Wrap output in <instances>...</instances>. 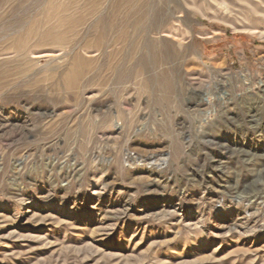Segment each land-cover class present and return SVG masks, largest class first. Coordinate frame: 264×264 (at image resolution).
I'll list each match as a JSON object with an SVG mask.
<instances>
[{"label": "rangeland", "instance_id": "rangeland-1", "mask_svg": "<svg viewBox=\"0 0 264 264\" xmlns=\"http://www.w3.org/2000/svg\"><path fill=\"white\" fill-rule=\"evenodd\" d=\"M0 264H264V0H0Z\"/></svg>", "mask_w": 264, "mask_h": 264}, {"label": "bare ground", "instance_id": "bare-ground-1", "mask_svg": "<svg viewBox=\"0 0 264 264\" xmlns=\"http://www.w3.org/2000/svg\"><path fill=\"white\" fill-rule=\"evenodd\" d=\"M60 7V6H59ZM67 19V18H66ZM63 22V21H62ZM37 23V22H36ZM55 23V22H54ZM57 23V22H56ZM45 24V23H44ZM25 26V25H24ZM36 26H38V25H36ZM57 29V28H56ZM37 30H39L38 28H37ZM55 30V29H54ZM46 31V30H45ZM39 32V31H38ZM59 33V32H58ZM38 33H36V32H34V35L35 36H38L37 38H39V39H37L38 40V43L39 44H41V43H43L46 39H47V37H51V36H53L55 33H54V31H52V30H48L47 32H44V33H41V34H38ZM62 34V33H61ZM69 41V40H68ZM21 43H19V44H17L16 45V50L17 51H20V52H26V51H28L30 48V46H29V42H30V37H25V39L23 40V41H20ZM54 43V44H53ZM52 44L54 45V46H63V40L62 39H60L59 41H55V42H53ZM256 111V110H255Z\"/></svg>", "mask_w": 264, "mask_h": 264}]
</instances>
